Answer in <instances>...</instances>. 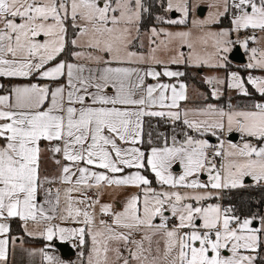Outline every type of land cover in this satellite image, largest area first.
Here are the masks:
<instances>
[{
    "label": "snow or ice",
    "instance_id": "obj_1",
    "mask_svg": "<svg viewBox=\"0 0 264 264\" xmlns=\"http://www.w3.org/2000/svg\"><path fill=\"white\" fill-rule=\"evenodd\" d=\"M159 4L145 32V0H0V264L15 221L47 264H73L54 239L90 242L80 264H264V213L219 202L264 186V0ZM234 44L248 71L194 101L175 66L227 70Z\"/></svg>",
    "mask_w": 264,
    "mask_h": 264
},
{
    "label": "trees",
    "instance_id": "obj_2",
    "mask_svg": "<svg viewBox=\"0 0 264 264\" xmlns=\"http://www.w3.org/2000/svg\"><path fill=\"white\" fill-rule=\"evenodd\" d=\"M145 5L148 7L149 12L146 13L147 20L144 25V31H147L149 27H151L153 24L156 23L154 17L156 15L161 14L162 9H160L159 0H145ZM223 24L228 25V21L225 19L223 21ZM190 68V66H188ZM185 77L188 84L191 82H194L198 84V86H202V88H205L204 82H201L196 76V74H193L191 72L185 71ZM208 93V89H207ZM230 96V95H228ZM227 95L222 98L227 99ZM210 99V98H209ZM213 102H216L214 99ZM209 100V102H212ZM235 103L236 101L233 100ZM153 127L157 126V120L152 119ZM166 126H161L160 131H164ZM220 203L223 205H229L231 204L235 208H237L242 214H249L253 212H261L264 213V186L261 185H255V184H248L246 187L237 188V189H228L224 190L221 197H220ZM25 240L29 243L39 242L41 239L26 237ZM90 247L89 244H86L84 246V252L85 254L88 253Z\"/></svg>",
    "mask_w": 264,
    "mask_h": 264
},
{
    "label": "rangeland",
    "instance_id": "obj_3",
    "mask_svg": "<svg viewBox=\"0 0 264 264\" xmlns=\"http://www.w3.org/2000/svg\"><path fill=\"white\" fill-rule=\"evenodd\" d=\"M202 8H205V13L202 15V14H200V10H198L197 11V13H196V15L198 16V17H200V18H204L206 15H207V13H208V11H210V9L208 8V6H207V3L202 7ZM176 14V16L178 17L179 16V13H175ZM170 15H173V13H170ZM220 26H228V25H225V24H223L222 23V25H220ZM184 28H185V26H183V25H181V26H178L177 28H175V30H184ZM146 32V31H145ZM248 35V32H244V33H242V37L241 38H243V37H246ZM254 43V42H253ZM145 46H147V41H146V39H145ZM237 45H233V49L236 47ZM257 46V44L256 43H254V47H256ZM260 46H264V42H262L261 43V45ZM240 47L242 48V50L245 52V54H246V57H247V62L245 63V64H237V63H234L233 61H231L230 60V53L228 54V61H227V63H228V68H227V70L226 69H223V68H221V69H212V68H209V67H207V66H204V67H195V66H192V65H184V68H185V71H188V72H191V73H193V74H196V76H197V78L199 79V80H201V82H203L204 81V78L206 77V76H209V75H219V76H221V77H224V76H226L227 75V72H230V71H238V72H240L241 73V75H244L248 70L247 69H245V67H244V65H246L247 63H248V61H249V55H250V53L247 51V50H245L241 45H240ZM249 48H251L250 47V44H249ZM188 66H190V68L188 67ZM179 67H182V65H179ZM180 70V69H179ZM184 71V70H183ZM256 74H261L260 72H259V70H257L256 71ZM185 81H186V78L184 79ZM187 82V81H186ZM207 89H208V91H209V88H208V86L205 84V88L203 87L202 88V86L200 85V86H198V84H196V83H194V82H191L190 84H189V90H190V94L192 95V97H193V100L194 101H197V102H199V100L201 99L200 97H199V93H205V94H207ZM226 95L228 96V95H231V93L230 92H226ZM209 100H213L212 98H210ZM213 102V101H212ZM239 136V135H238ZM239 141V137L237 138V140H235L234 142H238ZM205 177H202V179H204ZM244 183H245V185H248V184H254L253 183V181H251L250 179H248V178H246L245 179V181H244ZM220 197H221V193H220ZM210 202H217V201H210ZM220 202V201H219ZM70 242L72 243V240H70ZM74 244V243H73ZM89 249H90V247H89ZM82 250H84V248L83 249H81L80 251H79V253H77V254H74V255H71V256H67V257H60L61 259H63V260H65V261H70V262H73V264H80V262L81 261H86V256H87V254H85V257H80V252L82 251ZM89 251V250H88Z\"/></svg>",
    "mask_w": 264,
    "mask_h": 264
},
{
    "label": "crops",
    "instance_id": "obj_4",
    "mask_svg": "<svg viewBox=\"0 0 264 264\" xmlns=\"http://www.w3.org/2000/svg\"><path fill=\"white\" fill-rule=\"evenodd\" d=\"M175 67H177L181 71L184 70V72H185L184 65H182V67H179V66H175ZM148 82L151 83L153 81H151L149 79ZM44 168H45V171L49 174H55L57 171L55 164L48 157H45ZM223 191L221 192V195H222ZM112 198H113L112 196L104 197L105 200H109ZM115 199L123 200L124 196L123 195H116ZM13 234L18 235V236H22L23 239L21 241H17V243L10 248L8 264H47V262L43 260V257L39 252H36L34 254L32 253L33 249L43 248L45 246V244L48 243L47 241H45L42 237H31V238L41 239V241L34 242V243L27 242L25 240V238L29 237V236L26 235V233L24 232V229L22 228L21 223L19 221H15L13 223ZM56 241H60V240L54 239L51 242L53 245L51 251L59 257H65L61 254L59 249L55 247ZM63 242H66V241H63ZM67 242H70V241H67ZM70 244L72 246L76 245L74 247L75 254L79 253V251L82 249L81 247H80V249H77L78 245L75 244L74 240H72V243L70 242Z\"/></svg>",
    "mask_w": 264,
    "mask_h": 264
},
{
    "label": "water",
    "instance_id": "obj_5",
    "mask_svg": "<svg viewBox=\"0 0 264 264\" xmlns=\"http://www.w3.org/2000/svg\"><path fill=\"white\" fill-rule=\"evenodd\" d=\"M205 13V8H202L200 10V14H204ZM173 15L176 16L175 13H173ZM230 60L233 61L234 63L237 64H245L247 62V57L245 52L242 50V48L240 47V45H237L232 52L230 53ZM238 138V134L236 135L235 140H237ZM215 140V138H213V141ZM55 247L59 249V251L61 252V254L65 257L67 256H71L75 254V249L74 247L70 244V242H63V241H56L55 242Z\"/></svg>",
    "mask_w": 264,
    "mask_h": 264
},
{
    "label": "built area",
    "instance_id": "obj_6",
    "mask_svg": "<svg viewBox=\"0 0 264 264\" xmlns=\"http://www.w3.org/2000/svg\"><path fill=\"white\" fill-rule=\"evenodd\" d=\"M250 47H254V43L253 42H250ZM74 242H75V244L78 245V242L76 240H74ZM77 249H80V246L79 245L77 246Z\"/></svg>",
    "mask_w": 264,
    "mask_h": 264
}]
</instances>
